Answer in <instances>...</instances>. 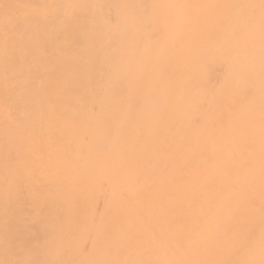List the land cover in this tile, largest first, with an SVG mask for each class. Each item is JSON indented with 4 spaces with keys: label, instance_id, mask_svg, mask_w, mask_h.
Wrapping results in <instances>:
<instances>
[{
    "label": "rangeland",
    "instance_id": "rangeland-1",
    "mask_svg": "<svg viewBox=\"0 0 264 264\" xmlns=\"http://www.w3.org/2000/svg\"><path fill=\"white\" fill-rule=\"evenodd\" d=\"M38 168L0 264H264V0H0V216Z\"/></svg>",
    "mask_w": 264,
    "mask_h": 264
},
{
    "label": "bare ground",
    "instance_id": "bare-ground-1",
    "mask_svg": "<svg viewBox=\"0 0 264 264\" xmlns=\"http://www.w3.org/2000/svg\"><path fill=\"white\" fill-rule=\"evenodd\" d=\"M37 163H39V161H36ZM10 172V170L8 169H2L0 170V178L1 176H7V174ZM40 178V170L39 168L37 170H32L29 174L27 173H22L19 175L18 179L16 180V183L14 184L13 188H16V191L19 189L18 193L16 194L15 192H13L12 194L9 193L8 195H6L4 189H8L7 186L4 187L3 189V193H4V198L3 201L4 203V211L7 210L8 211V215H3L0 216V224L8 226L11 228H15V229H19L22 225V221L23 220H27V218L23 217L22 215L16 214L14 213V211L17 208H22L21 204H33V200L37 198V196H39L40 192L37 191L36 188H32V186L35 184L36 179ZM29 179L30 181H32V184L29 185L30 189V193L32 194L30 196V199H28V201H23V197L21 195V191L23 187V183L25 180ZM47 182H50V180H46ZM43 186L45 188H47V191L52 195L53 194V183H48L45 184L42 182ZM38 185L35 184L34 187H37ZM50 188V189H49ZM2 189H1V185H0V205H1V201H2ZM50 194H46L43 198V200L39 203L42 204L43 207V213L38 215L34 220H32L30 223L28 224H24L22 225V229L24 230L25 225L27 226V228L25 229V236L26 239L29 243H32V241L34 240L35 236L41 235H47V234H54V238L52 240H50L49 242L53 243V247L56 244H59V240H63L64 238H67L70 234H72L74 232V230L70 229L69 227L66 226V224L62 223H58L56 220H58L57 218L55 219V217H59L60 215H56L53 210L58 208H64V202L63 199H56L53 200L51 198ZM39 202V201H38ZM1 208V206H0ZM52 222L55 223L56 227H52V230H48L45 229L43 227H41L40 222H44V221H49L48 219L52 218ZM8 227V228H9ZM10 228V229H11ZM9 229V230H10ZM8 230V231H9ZM7 233V232H6ZM9 247L11 248L12 246H16V244L18 242L21 241V239L17 236H12L9 237ZM124 240V238H123ZM28 249V253L30 255H32L33 257H35L36 262L32 263V264H73L74 261L77 259V257L79 255H82L83 252H75V253H67V252H63V247H59L55 250H52L51 252L42 255V253L46 250L42 252L40 249V246H36V245H32L29 246ZM115 249L114 247H112L111 244H109L107 246L106 251L104 252L105 254H109L112 252V250ZM42 252V253H41ZM118 256H117V264H123L122 260L125 259V255L120 251L118 252ZM132 259H127L126 260V264L128 262H130ZM102 261V260H100ZM122 262V263H121ZM172 263V262H171ZM8 264V263H7ZM31 264V263H30ZM100 264V263H98Z\"/></svg>",
    "mask_w": 264,
    "mask_h": 264
}]
</instances>
